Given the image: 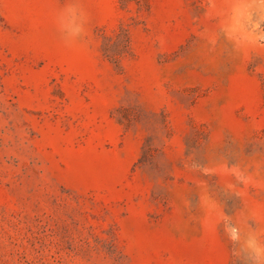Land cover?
<instances>
[{"label": "rangeland", "instance_id": "rangeland-1", "mask_svg": "<svg viewBox=\"0 0 264 264\" xmlns=\"http://www.w3.org/2000/svg\"><path fill=\"white\" fill-rule=\"evenodd\" d=\"M0 264H264V0H0Z\"/></svg>", "mask_w": 264, "mask_h": 264}]
</instances>
